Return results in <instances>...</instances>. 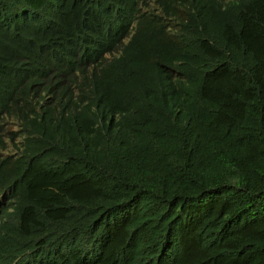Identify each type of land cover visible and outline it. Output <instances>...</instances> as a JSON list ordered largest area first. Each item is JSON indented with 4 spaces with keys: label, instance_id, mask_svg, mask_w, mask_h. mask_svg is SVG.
Instances as JSON below:
<instances>
[{
    "label": "trees",
    "instance_id": "1",
    "mask_svg": "<svg viewBox=\"0 0 264 264\" xmlns=\"http://www.w3.org/2000/svg\"><path fill=\"white\" fill-rule=\"evenodd\" d=\"M0 264H264V0H0Z\"/></svg>",
    "mask_w": 264,
    "mask_h": 264
}]
</instances>
